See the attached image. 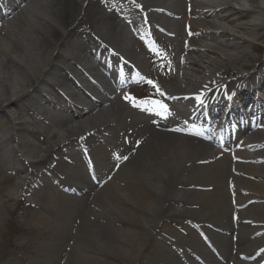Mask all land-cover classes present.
<instances>
[{"label":"bare ground","instance_id":"1","mask_svg":"<svg viewBox=\"0 0 264 264\" xmlns=\"http://www.w3.org/2000/svg\"><path fill=\"white\" fill-rule=\"evenodd\" d=\"M139 1V6L141 3L146 6L147 1L158 3L156 7L151 8V11L147 8L145 15L154 20V27L159 30L163 29L167 16L175 17L173 30L176 34V44L178 36L184 35L183 27L186 28L190 38H184L187 42H182L179 46L178 52L182 54L178 67L181 84L176 90L197 94L198 101L183 102L185 111L187 116H193L197 126L200 127V137L207 139L210 135L213 138L204 142L201 138L184 137L173 134L175 132L158 130L150 132L148 127H141L142 133H135L138 143L135 153L130 158L125 155L128 159L118 168L109 183L102 188L92 184L85 185L81 176H78L75 170L71 171V164H61V158L66 157L61 148L74 145V140L84 141L82 139L91 135L95 127L98 129L97 125L103 124L108 127L115 122L124 123L122 117L123 114L128 113V110L116 104L114 94L109 93L106 98L103 93L105 90L100 91L97 88L102 94L101 102H93L92 105L89 103V107L85 110L79 108L80 113L75 116L73 113L68 114L64 123L61 124L65 127L61 130L60 125L52 121V115L48 114L45 106L50 105L67 112L69 108L64 104L59 103V106L56 104L59 98L63 102L66 96H74L76 90H80L85 99L90 97L68 71L73 73L78 81L87 83L89 82L87 77L94 78L93 73H86L79 65L80 60H84L90 52L91 41L103 39L115 45L123 53L126 52L125 54L129 56L132 54L121 44L119 30L114 24L117 18L112 14L113 6L111 4L108 6L105 0H23L14 10L19 11L18 17L26 24L23 32L27 36H18V40L9 36L12 38L9 43L0 42V116L8 122L11 121L18 129L22 122L16 120L19 117L15 114L32 113L38 118L43 115L42 120H49V125H56L61 132L44 135L40 142L44 141L43 143L46 142V144L41 147L39 145L40 149L38 148V154L42 150L44 152L45 148L44 154L29 164L21 162V156L18 155L15 147L8 148L9 143L18 144L14 134L0 136V150L5 149L3 156H9L12 153L18 159L19 165L16 172L19 174V181L15 189L23 190L27 185H33V189L38 188L43 182L37 175L44 172L49 177V179L46 178L48 182L44 184L47 190L44 193L45 197L41 198L46 206L52 205L58 209L76 206L77 199L86 200L85 198L91 196V201L81 208L89 215L86 217L87 220L83 221L84 226H91L89 231L93 241L108 254L114 252L110 246L114 247V244L121 242L123 238L121 229L113 225L112 220H117L119 217H130L138 222L136 226L139 231L131 230L129 235L132 239L127 243L134 249L135 247L138 249L134 256L140 261L142 253L148 249V246L160 239L165 242L172 241V244L185 256L181 257L174 252H168L169 256L163 257L160 251H156L160 257L151 258L153 264H221L222 262L215 257L213 246L222 252L223 258L235 260L236 252H233L229 236L210 229L211 224L214 229L223 228L227 233L233 234L234 239L237 238L236 251L244 247L246 250L249 249L246 256L254 255L256 251L250 253L253 250L250 247L256 245L259 248L264 244L263 115L258 120L262 123L259 131L255 128L246 136V139L242 140L237 136L241 134L240 120L254 110L253 105L255 104L252 103L251 96L254 98L256 93L261 94L264 91V66L257 67V70L255 69L250 74L238 71V75L231 80L226 79L225 75H220L218 70L208 71L210 60L205 62L207 66H202V62L205 51L215 55L219 54L220 50L223 51V48L237 51L240 42L237 40L236 32L232 33L231 25L233 24L239 30L257 29L258 22L242 25L238 21L255 14L254 16L258 17L254 19H260L261 22V18H264V0H244L250 4V8L246 11L234 8L235 10L230 13L237 16L234 20L221 16V12H226V9L217 0ZM235 2L240 4V0ZM25 9L27 10L24 11ZM161 13L164 14L162 15L164 20L159 15ZM5 16L0 18V24ZM177 24H179V29ZM262 26L264 28V23ZM262 26H258V29ZM11 28V25L7 27L8 30ZM17 33L19 34V31ZM224 36L229 38H222ZM73 42L75 44L70 45V51L63 50L68 43ZM248 56L249 54L242 53L233 59H228L227 62L232 67L244 68L245 63L242 64V61ZM137 62L140 63L139 60ZM88 70L92 71V68ZM201 72L204 74L197 75ZM193 81L196 83L190 88ZM246 93L248 97H244ZM240 96L244 97L241 98L242 101L248 100L250 104L252 103V107L248 108L246 114L245 109L242 111L240 106L247 108L248 102L240 105L234 100ZM176 98H179L177 99L179 102L187 100L185 97ZM78 100L84 99L80 97ZM22 101L26 103H21ZM227 102L230 103H228L229 106L227 105L226 112L222 116H213L214 113H218L215 105H226ZM104 103L108 106L102 107ZM85 113H90V115L82 117ZM231 113L234 115L228 118ZM218 122L220 124L216 125L215 123ZM222 125L228 128L224 134ZM111 128L108 129L110 135L101 134L105 143L117 139V134L109 131ZM232 129L236 132L231 140L238 142L233 144L234 154H226L221 147L229 148L226 142L229 140L228 135L232 137ZM206 130L210 134H206ZM98 131L101 130L98 129ZM140 137H142L141 140ZM214 145L220 147L215 149ZM251 147L258 151L252 156L248 155ZM98 150L99 148L95 147L93 152ZM27 152L30 153L26 147L21 154L26 155ZM59 153H61L60 157L56 155ZM67 154L69 160H72L75 155L73 151ZM235 157L243 159L245 163L233 164ZM100 160H102L101 157H99ZM254 161H256L255 164ZM82 162L87 164L83 158ZM199 162L204 164H199ZM50 163H52L50 169L55 173L47 166ZM73 165L77 169L75 162ZM104 171L105 168L102 167L100 173ZM175 185L185 189L175 190ZM64 187L70 194H62L60 190H64ZM71 191L74 194H71ZM77 192L84 193L76 196ZM59 193L67 197L65 200L69 205L59 202ZM231 201L237 206L238 211H231ZM250 202L252 203L249 204ZM186 204L197 205L199 208L187 209ZM78 209V207H72L66 210L70 212L67 216L71 217L73 222L80 217L81 210L78 211ZM185 210L193 215H183ZM139 211H142V214H149V217L140 216ZM157 214H159L158 217H156ZM179 215H183L184 219L195 224L197 228L193 226L194 230L198 231L202 228L208 231L212 243L204 244L194 231V236L185 238L176 229L165 224V220L177 218L174 216ZM152 217L155 218L154 223L150 220ZM104 219L110 223L107 224ZM235 223L236 227H234ZM105 227L108 228L111 237L108 232L104 231ZM250 235L253 238L258 237L254 239L253 245L248 247L246 245L249 243L246 244V239L249 241L248 238H252ZM140 236L145 238L140 240ZM242 238L245 239L242 240ZM135 240L140 241L135 244ZM161 247L168 250L165 245ZM188 248L192 250L187 251ZM58 251L61 258L70 259L65 249L61 248V244L57 245L55 252L57 256ZM42 252L52 254L51 258L55 257L50 247L44 248ZM134 256L130 258L134 259ZM142 263L149 264L150 262L142 259Z\"/></svg>","mask_w":264,"mask_h":264},{"label":"rangeland","instance_id":"2","mask_svg":"<svg viewBox=\"0 0 264 264\" xmlns=\"http://www.w3.org/2000/svg\"><path fill=\"white\" fill-rule=\"evenodd\" d=\"M149 5L150 1L147 2V6ZM26 10L27 9L24 11ZM18 12V10L12 12L4 19V21H1L0 42L9 43L10 40H12L9 36H12L16 40H18V36H27L24 35L23 32L26 29V24L21 21L20 17H18ZM225 13L227 14L228 12ZM222 14H224V12L221 13V15ZM254 15L255 14L246 16L245 20H243L241 24L250 25L253 24V22H256L254 17L258 16ZM27 17H30V15H27ZM234 17V15L230 16V18ZM9 25L12 27L10 30L7 29ZM262 25L263 23L256 24L257 29H253L252 31L241 29V37L244 40L237 39L240 41V46L237 51L223 48L224 50H220L217 55L205 51L203 54L204 58L202 66H207L205 62L210 60V65L208 64L207 68L208 71L224 69L223 73L225 74L226 71L230 70L228 66H231L227 60L233 59L236 55H241L242 53L249 54L247 59L242 61V64L245 63L244 65L251 67L253 63L260 62L264 56V28ZM233 26L234 25H231V27ZM258 26H262L263 29H258ZM117 30L121 31L119 28ZM18 31L19 34L17 33ZM126 37L125 35H119L121 44H123L129 52H133V50L134 52H140L137 54L140 58H142L143 65H145L147 70L150 72L148 80H152L154 84H158L157 86L160 90H170L176 86L178 87V84L180 83L179 80L181 79L175 73L176 68L178 69L179 65V56L177 53L172 56L171 62L168 63L170 65L167 68V65H162L161 62L154 60L151 55L149 56L146 52H144L141 44L135 40V38L134 46L131 47L129 40ZM224 38L229 37L224 36ZM158 40H160L159 46L162 49L170 50L174 47L169 43V49L167 38H158ZM180 44L181 42H178L176 44L177 47ZM171 66L172 70L169 72L168 69ZM202 73L203 72L197 75L200 76ZM147 81H145L141 86H137L132 89V93L135 97L145 98V96L151 93L153 90V84H149ZM8 113L10 114L12 112ZM15 116L19 117L16 119L17 121L22 122L18 129L13 126L11 121L8 122L5 118L0 116V136L7 134L15 135V139L18 144L9 143L8 148L15 147L19 156H21L22 162H34L39 158V156L44 154L45 148L44 152L42 150L38 154L40 149L39 145L41 147L46 144V142L43 143L44 141L40 142V139L43 137L42 135H46L47 133L52 134L54 132L59 134L65 127L60 125L61 130H58L59 128L56 126L54 128L46 129V125L42 124V122L34 120V116L30 113H23L19 115L15 114ZM105 117H107V115ZM26 147L30 153L27 152L26 155H22L21 152L24 151ZM4 153L5 149L0 150V264H144L142 263V259L153 264V260L151 258L160 257L156 254V251H160L159 253L161 256L168 257V252H174V250H176L172 243L170 244L169 242H165L160 239V244L157 240L158 242H155V244L153 243L149 245L148 249L142 253L141 261L137 260L134 253H136L138 249H136V247L134 249L129 243H127V241L129 242L132 239V236L129 235L131 230L139 231L138 226H136L138 222L134 219H130V217H119L117 220H112V223L121 229L123 238L121 242L114 244V247L110 246L114 252L113 254H108L106 250L101 249L93 241L92 235L89 231V227L91 226H84L83 221L85 219L87 220L86 217L89 216L87 212L84 213V210H81L82 206L85 204L78 205V211L81 210V213L79 214L80 217L76 219V222H73V219H71V217L68 218L67 216L70 214L69 211H66L67 208H71V206L58 209L52 205H45V202L41 199L42 197H45L43 186L35 190L32 195H27L25 193L26 189H30L28 186H25V190H16L15 185L19 181V174L16 172V168L18 167L17 159H15L11 153L8 158L4 160ZM180 164L181 162L179 165ZM82 180H85L83 175ZM59 202L61 204L65 203L62 198H59ZM191 206L198 207L197 205ZM191 206L186 204V207L188 208H191ZM138 213L140 216L146 218L149 217V214H142V211H139ZM183 213V215H188L187 210ZM158 216L159 214L156 215V217ZM174 217H177V219L173 218L165 220V224L172 228L174 227L178 231L181 230L180 233L185 235L186 233L184 234V228L182 226L181 229H178V226L184 225L185 223L182 215ZM150 220L154 223L155 218L152 217ZM104 222L107 224L110 223L105 219ZM104 231L108 232V235H110L107 227L104 228ZM142 233L143 232L141 231V234ZM144 238V236H140V240H143ZM139 241L135 240V244ZM113 242H116V240H113ZM58 244H61V248L65 249L66 254L70 257V259H66L65 257L61 258L59 251L57 256L55 252ZM164 245L168 250L162 249L161 246ZM46 247H50L52 253L55 254L54 258H51L50 255L52 254H43L42 250ZM174 253L176 254V252ZM132 255L134 256V259L130 258Z\"/></svg>","mask_w":264,"mask_h":264},{"label":"snow or ice","instance_id":"3","mask_svg":"<svg viewBox=\"0 0 264 264\" xmlns=\"http://www.w3.org/2000/svg\"><path fill=\"white\" fill-rule=\"evenodd\" d=\"M149 84H153L154 86H155V84H154V82L152 81V80H148L147 81ZM156 87V91H160V89H159V87L158 86H155ZM125 99H129V100H131V99H134L133 97H131V96H125ZM124 159H127V157H125Z\"/></svg>","mask_w":264,"mask_h":264}]
</instances>
